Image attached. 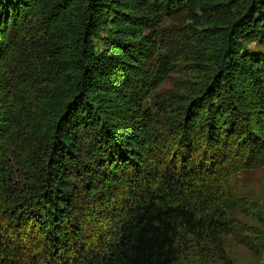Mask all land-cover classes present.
Instances as JSON below:
<instances>
[{
    "label": "trees",
    "instance_id": "1",
    "mask_svg": "<svg viewBox=\"0 0 264 264\" xmlns=\"http://www.w3.org/2000/svg\"><path fill=\"white\" fill-rule=\"evenodd\" d=\"M196 1L135 0L126 12L111 0H0V61L21 58L35 19L59 61L40 162L38 134L13 131L0 97V264H213L240 207L234 176L264 167V51L241 43L264 45V6L248 1L176 110L149 105L174 67L168 51L140 66L154 51L145 21Z\"/></svg>",
    "mask_w": 264,
    "mask_h": 264
},
{
    "label": "rangeland",
    "instance_id": "2",
    "mask_svg": "<svg viewBox=\"0 0 264 264\" xmlns=\"http://www.w3.org/2000/svg\"><path fill=\"white\" fill-rule=\"evenodd\" d=\"M248 1L198 0L191 12L179 13L173 17L166 13L153 14L145 21L146 24L154 22L152 30H144V34H148L152 40L154 51H151V66L149 63L144 66L142 62L140 66L150 70L158 62L157 55L168 51L169 61L174 67L169 77L148 96L147 104L150 105L154 99L161 97L164 101H170V105L176 110L175 106L189 92L206 81L208 73L216 67L232 24L245 10ZM256 2L259 8L264 6V0ZM111 3L112 6L116 5L117 10L125 9L126 12L129 8L133 11L135 6V0H111ZM36 22L35 19L22 33L24 47L18 50L16 56L21 58L14 62L15 56L12 54L5 62L0 61V97L7 101L4 111L8 112V118L13 117V131L21 130L30 135L32 129L38 134L31 142L35 146L33 154L40 162L45 151L43 134L38 131L42 121L40 115L42 109L48 110L51 103L52 96L49 99V95L53 93V85L58 80L56 65L59 61L55 58L54 48H51L53 40L50 38L49 28L43 31L40 26L43 24ZM104 36L105 32L102 34ZM241 43L246 44L247 49L264 51V45L256 48L255 42L243 40ZM32 71L35 72L33 76L39 75V81L34 85L31 82L33 76L29 77ZM48 76H52L49 86L45 83ZM33 122L34 125L30 124ZM96 153L98 152L89 150L87 157H82V163L94 162ZM17 180L26 183L24 176L20 175ZM234 187L240 207L232 214L231 232L222 237L220 249L212 251L213 264H264V167L239 172L234 176ZM84 198L83 195V201H86Z\"/></svg>",
    "mask_w": 264,
    "mask_h": 264
}]
</instances>
